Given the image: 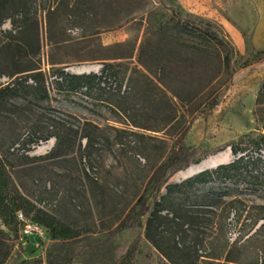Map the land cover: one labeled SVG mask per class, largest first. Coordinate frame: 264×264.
<instances>
[{"label": "rangeland", "instance_id": "obj_1", "mask_svg": "<svg viewBox=\"0 0 264 264\" xmlns=\"http://www.w3.org/2000/svg\"><path fill=\"white\" fill-rule=\"evenodd\" d=\"M164 1L167 7L152 0H34L21 30L13 31L9 20L0 26V84L27 77L32 72H20L30 68L43 71L51 82L59 69L73 74L89 66L91 73H100L109 64L122 87L138 98L130 103V116L119 110L127 107L116 96L96 93L102 100L92 101L53 89L48 101L13 99L12 106L1 110L0 142L6 143L8 172L20 193L35 205L44 202L48 213L86 239L106 238L138 201L145 199L151 207L165 194L166 185L177 183V174L169 177L168 170L175 130L169 135L146 130L164 127L170 108L162 100L149 107V97L156 92L150 80L155 78L139 60L141 45L149 34L150 44L156 43L157 24H170L172 10L209 23L237 53L235 74L218 105L201 114L196 110L184 145L203 159L231 147L255 156L256 143L264 139V58L258 55L264 51V0ZM124 19L131 22L118 27ZM51 133L56 136L45 141ZM211 187L190 198H173L191 211L195 222L188 233L163 228L198 255L220 254L227 243V227L221 228L219 218L224 205L219 201L231 202L227 206L234 209L228 237L246 232L255 219L258 225L263 222L264 191ZM144 217L136 230L81 252L73 263L67 262V255L81 243L55 242L47 230L39 242L31 243L20 228L9 232L0 219V255L7 256V264L37 257L44 264H168L147 240ZM253 243L264 255V230ZM118 246L130 248L124 262L116 259ZM248 257L242 253V259Z\"/></svg>", "mask_w": 264, "mask_h": 264}, {"label": "trees", "instance_id": "obj_2", "mask_svg": "<svg viewBox=\"0 0 264 264\" xmlns=\"http://www.w3.org/2000/svg\"><path fill=\"white\" fill-rule=\"evenodd\" d=\"M33 1L0 0V26L9 20L13 31L21 30ZM152 1L167 7L164 0ZM172 12L171 25L158 23L154 32L156 43L150 44L149 34L141 45L139 53L141 66L155 78L154 82L150 80L156 92L149 97V107H155L156 103L162 100L170 108L166 113L164 127L144 128L157 133L165 132L166 135H169L171 128L175 130V133L170 135L175 141H173V157L168 166L169 177L204 160L203 157L198 156L197 150L186 147L183 141L191 121L197 115L196 110L201 114L218 105V98L223 88L229 85L235 74L234 58L237 55L232 44L209 23L190 16L184 17L178 11L172 10ZM130 22L131 19H124L118 27ZM1 35L0 30V37ZM258 55L264 58V51H260ZM36 70L30 68L22 71L20 73H32H28L27 77L18 76L10 79V82L0 84V113L3 108L12 106L13 99L33 98L38 101H48L52 89L57 93L82 94L92 101L102 100L96 93L116 96L126 104L127 109L121 105L119 110H124L127 116H130L132 110L130 103L138 100L135 95H130V89L122 87L117 73L109 64L103 65L100 73L90 72L81 75L59 69L57 73H53L51 80H54L51 82L47 80L43 71ZM145 77L149 78L148 75ZM194 106L197 107L193 109ZM179 109H184V113L180 114ZM111 110L119 112L114 108ZM129 123L135 128H143L135 121ZM55 136L51 133L45 141ZM5 146V142H0V219L3 225L9 232H16L20 228L17 215L21 212L27 219L44 227L53 241L66 244L81 243L76 252L67 255L68 263L75 262L79 254L87 249L102 248L117 237L122 239L125 232L134 231L142 225L141 219L145 216V236L168 264H264V255L259 254V247L253 243L258 233L264 229V216L261 218L263 223L257 231L252 233L259 219H255L251 227L231 243L228 237L230 225L228 221L234 209L227 206L231 202L219 201L224 205L219 218L221 228L223 229L225 225L227 227V243L224 241L223 251L220 254L202 252L203 255H198L192 247L175 241L176 230L179 229L180 234H186L195 221L190 214L191 211L184 209V203L173 202L175 196L190 198V195L209 185H212L210 190H215L217 185H229L264 191V139L256 143L255 156L248 155L244 149L231 147L234 157L232 162L201 172L181 183L166 185L165 194L151 207L146 205L145 199H141L104 239H86L79 231L48 213L45 205L42 206L44 202L35 205L22 195L8 172V165H11L4 152ZM15 146L11 148L12 153L16 152ZM166 226L170 227L171 232L175 229L176 234H169L168 231L163 230ZM24 238L31 243L39 242L38 237ZM115 252L118 262H124L131 255L127 246H118ZM244 252L248 253V259H242ZM6 260V255H0V264H7ZM20 264H44V260L42 257H37L24 260ZM48 264L60 263L53 260Z\"/></svg>", "mask_w": 264, "mask_h": 264}, {"label": "bare ground", "instance_id": "obj_3", "mask_svg": "<svg viewBox=\"0 0 264 264\" xmlns=\"http://www.w3.org/2000/svg\"><path fill=\"white\" fill-rule=\"evenodd\" d=\"M88 71H92V70L89 66H85V67H81V68L76 69L74 71V73H80L81 74V73H86ZM232 157H233V155H232L231 150L220 152V153H217L216 155L207 157L204 160H202L199 164L192 165L188 169L179 172L177 174L175 180H176V182H179V181L185 179L186 177H188L194 173H197L201 170L212 169L213 167H215L217 165L230 163L232 160Z\"/></svg>", "mask_w": 264, "mask_h": 264}, {"label": "built area", "instance_id": "obj_4", "mask_svg": "<svg viewBox=\"0 0 264 264\" xmlns=\"http://www.w3.org/2000/svg\"><path fill=\"white\" fill-rule=\"evenodd\" d=\"M44 206V204L42 205ZM18 221L20 222L21 233L24 237H42L45 233V228L38 225L37 223L27 219L23 213L19 212L17 215ZM239 236V235H238ZM238 236L229 237L231 243H233Z\"/></svg>", "mask_w": 264, "mask_h": 264}, {"label": "water", "instance_id": "obj_5", "mask_svg": "<svg viewBox=\"0 0 264 264\" xmlns=\"http://www.w3.org/2000/svg\"><path fill=\"white\" fill-rule=\"evenodd\" d=\"M86 73L88 74V73H90V71H88V72H86ZM73 74L81 75V74H84V73H81V74H80V73H74V72H73ZM226 164H228V163H226ZM220 165H223V164H220ZM218 166H219V165L213 167L212 169H215V168L218 167ZM206 170H209V169L201 170V171H199V172H197V173H194V174H192V175L186 177L185 179H183V180H181V181H179V182H177V183H181L182 181H185V180H187V179H189V178H191V177H193V176H195V175H197V174H199V173H201V172H204V171H206Z\"/></svg>", "mask_w": 264, "mask_h": 264}, {"label": "crops", "instance_id": "obj_6", "mask_svg": "<svg viewBox=\"0 0 264 264\" xmlns=\"http://www.w3.org/2000/svg\"><path fill=\"white\" fill-rule=\"evenodd\" d=\"M261 220V219H260ZM263 223V222H262ZM262 223H259V225L257 224V226L255 227V229L253 230V232L252 233H254L255 231H257L258 229H259V227L262 225ZM264 229H262L260 232H262ZM260 232L258 233V235H257V237L256 238H258V236H259V234H260Z\"/></svg>", "mask_w": 264, "mask_h": 264}]
</instances>
